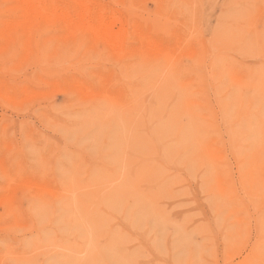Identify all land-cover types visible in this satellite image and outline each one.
<instances>
[{"label": "rangeland", "instance_id": "374dc122", "mask_svg": "<svg viewBox=\"0 0 264 264\" xmlns=\"http://www.w3.org/2000/svg\"><path fill=\"white\" fill-rule=\"evenodd\" d=\"M0 264H264V0H0Z\"/></svg>", "mask_w": 264, "mask_h": 264}, {"label": "bare ground", "instance_id": "6f19581e", "mask_svg": "<svg viewBox=\"0 0 264 264\" xmlns=\"http://www.w3.org/2000/svg\"><path fill=\"white\" fill-rule=\"evenodd\" d=\"M55 11V10H54ZM45 18V17H44ZM110 28V27H109ZM110 30H112V29H110ZM101 32V31H100ZM117 34V33H116ZM106 37H107V40H109V39H113V32L112 31H108V33L106 34ZM116 37V36H115ZM109 38V39H108ZM113 40H115V39H113ZM110 41V40H109Z\"/></svg>", "mask_w": 264, "mask_h": 264}]
</instances>
